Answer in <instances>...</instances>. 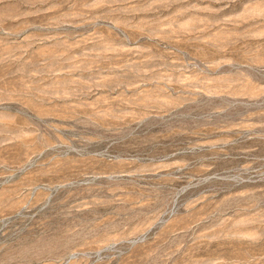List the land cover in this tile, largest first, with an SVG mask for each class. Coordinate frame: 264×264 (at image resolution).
I'll list each match as a JSON object with an SVG mask.
<instances>
[{"label":"rangeland","instance_id":"obj_1","mask_svg":"<svg viewBox=\"0 0 264 264\" xmlns=\"http://www.w3.org/2000/svg\"><path fill=\"white\" fill-rule=\"evenodd\" d=\"M0 264H264V0H0Z\"/></svg>","mask_w":264,"mask_h":264}]
</instances>
